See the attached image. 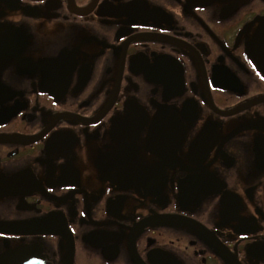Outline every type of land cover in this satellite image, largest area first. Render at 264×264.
<instances>
[{
	"label": "flooded vegetation",
	"instance_id": "flooded-vegetation-1",
	"mask_svg": "<svg viewBox=\"0 0 264 264\" xmlns=\"http://www.w3.org/2000/svg\"><path fill=\"white\" fill-rule=\"evenodd\" d=\"M0 264H264V0H0Z\"/></svg>",
	"mask_w": 264,
	"mask_h": 264
}]
</instances>
